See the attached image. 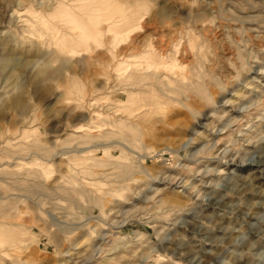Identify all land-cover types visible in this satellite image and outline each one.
Returning <instances> with one entry per match:
<instances>
[{"label": "rangeland", "instance_id": "rangeland-1", "mask_svg": "<svg viewBox=\"0 0 264 264\" xmlns=\"http://www.w3.org/2000/svg\"><path fill=\"white\" fill-rule=\"evenodd\" d=\"M0 264H264V0H0Z\"/></svg>", "mask_w": 264, "mask_h": 264}]
</instances>
